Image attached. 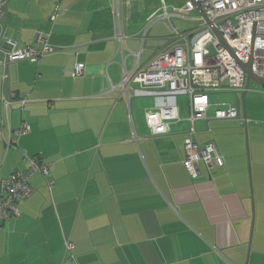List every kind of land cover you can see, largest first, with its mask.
<instances>
[{
  "label": "crops",
  "instance_id": "obj_1",
  "mask_svg": "<svg viewBox=\"0 0 264 264\" xmlns=\"http://www.w3.org/2000/svg\"><path fill=\"white\" fill-rule=\"evenodd\" d=\"M149 1L9 0L3 39L41 49L42 35L54 52L39 63H7L6 80L0 66V185L32 158L50 174L30 178L34 193L19 218L0 219V264H264V129L246 152L222 127L247 123L215 119L212 107L195 141L215 144L224 166L199 162L192 176L183 165L188 97L131 82L126 102L124 71L145 70L180 44L159 47L166 23L144 35L162 2ZM79 63L83 78L74 76ZM12 94L30 101L6 115L2 99ZM165 105L178 108L180 121L156 136L150 123ZM8 116L14 130L30 125L10 136V149Z\"/></svg>",
  "mask_w": 264,
  "mask_h": 264
},
{
  "label": "built area",
  "instance_id": "obj_2",
  "mask_svg": "<svg viewBox=\"0 0 264 264\" xmlns=\"http://www.w3.org/2000/svg\"><path fill=\"white\" fill-rule=\"evenodd\" d=\"M9 0H0V23L6 14L5 6ZM161 7L150 15L146 21L144 35L149 29L164 22L173 34L184 45L155 57L145 70L134 75L124 71L122 86L127 93L131 82L139 84L143 89L154 90L171 95H182L189 99L188 130L184 143L185 157L183 165L192 176L199 175V162L208 169L215 165L224 166L215 144L200 147L195 137L196 123L207 119L213 107L210 101L212 93L233 92L242 94L246 91L247 75L244 65H249L252 73L264 80V0H186L181 7L170 8L164 0ZM197 6L202 9V16ZM196 20L189 19L191 14ZM57 15L52 17L56 20ZM173 20L200 23L203 31L195 36L180 33L172 24ZM41 49L30 45L18 47L11 40L3 39L0 26V66L4 68L3 79L8 78L7 63L30 61L39 63L46 55L54 52V48L42 35L36 38ZM211 48L213 50H211ZM86 65L79 63L74 70L75 78H83ZM249 90V89H248ZM126 102L130 104L128 93ZM30 100L12 94L2 99V108L6 115L13 109L23 110ZM161 121L151 122L150 126L156 136L170 132V124L180 121L178 108L172 105L161 107ZM214 118L218 120L240 119L236 107L216 109ZM131 121L132 118L130 117ZM247 123L246 119H240ZM3 127L9 132V140L4 142L7 149L15 148L16 142L10 136H23L30 132V125L24 123L19 129H12L9 116L3 121ZM27 159V158H26ZM31 165L26 171H17L1 180L0 185V219L11 221L20 217V205L34 193L29 180L34 174L47 177L50 165L38 158L30 159ZM53 182H48L51 190ZM66 253L73 257L74 244L64 239Z\"/></svg>",
  "mask_w": 264,
  "mask_h": 264
},
{
  "label": "rangeland",
  "instance_id": "obj_3",
  "mask_svg": "<svg viewBox=\"0 0 264 264\" xmlns=\"http://www.w3.org/2000/svg\"><path fill=\"white\" fill-rule=\"evenodd\" d=\"M160 1L150 0L149 3H151V5L154 6H159ZM166 2L167 5L170 8H172V7L183 6L186 0H166ZM192 16L195 17L197 16V14L193 13L191 14V17H189V19L196 20V18H193ZM160 23H164V22H160ZM172 24L175 28L178 29L180 33H185L186 35H188V37L190 33L192 34V36H195L203 31L202 29H200V23H196V22H183V21L173 20ZM179 42H180L179 38H177V36L173 34L171 29L165 30L162 37L158 38L159 47H164L165 49ZM179 45H184V43L180 42ZM211 50L213 49L211 48ZM239 97L241 98L242 95L233 92L212 93L210 95V101L211 104L213 105V108L211 109L210 113L213 114L216 109L235 106L236 100ZM245 110H246L247 125H241L238 120V122L234 121L237 124L235 127L225 126L222 127V130L229 131V133L233 134L234 137L235 136L241 137L242 140L244 141L246 152H248V147H249L251 153V149H252L251 145H253V147L256 149V140L260 137L258 134L262 132L264 129V86H261L254 81L250 82L249 90L245 98ZM244 118L245 115L244 112L242 111L240 119H244ZM251 165H252V158H251Z\"/></svg>",
  "mask_w": 264,
  "mask_h": 264
},
{
  "label": "water",
  "instance_id": "obj_4",
  "mask_svg": "<svg viewBox=\"0 0 264 264\" xmlns=\"http://www.w3.org/2000/svg\"><path fill=\"white\" fill-rule=\"evenodd\" d=\"M9 2V1H8ZM8 4V3H7ZM7 4L5 6V10H7ZM197 10L198 12L205 17L204 12L202 11L201 8H199L197 6ZM243 70L245 71L246 75H247V79H246V91L242 93V100L240 98H237L236 100V109L238 110V113L241 114V112H244V115L246 117V110H245V98L247 95V91L250 85L251 81L256 82L257 84L264 86V80L261 79L260 77H258L257 75H255L254 73H252L251 68H250V64L249 65H244Z\"/></svg>",
  "mask_w": 264,
  "mask_h": 264
}]
</instances>
